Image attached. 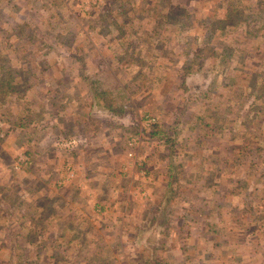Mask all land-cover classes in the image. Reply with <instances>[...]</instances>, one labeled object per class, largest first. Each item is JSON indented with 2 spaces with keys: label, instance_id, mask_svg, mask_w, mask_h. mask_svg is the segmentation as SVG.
<instances>
[{
  "label": "rangeland",
  "instance_id": "1",
  "mask_svg": "<svg viewBox=\"0 0 264 264\" xmlns=\"http://www.w3.org/2000/svg\"><path fill=\"white\" fill-rule=\"evenodd\" d=\"M0 82V264H264V0H0Z\"/></svg>",
  "mask_w": 264,
  "mask_h": 264
},
{
  "label": "trees",
  "instance_id": "2",
  "mask_svg": "<svg viewBox=\"0 0 264 264\" xmlns=\"http://www.w3.org/2000/svg\"><path fill=\"white\" fill-rule=\"evenodd\" d=\"M231 9H232V11H230L229 15H227V18L229 20H234L236 18L234 17L233 13L235 15H238L239 11L238 10L235 11V7H233V6L231 7ZM2 75H3V72H2ZM7 79H9V78H7ZM1 81H2V79H1ZM5 81H8V80H5ZM1 87H2V83L0 82V88ZM153 127L158 128V130L151 131V133H150L151 137H165L166 130L163 131L162 129H159V126L155 125V124L153 125Z\"/></svg>",
  "mask_w": 264,
  "mask_h": 264
},
{
  "label": "crops",
  "instance_id": "3",
  "mask_svg": "<svg viewBox=\"0 0 264 264\" xmlns=\"http://www.w3.org/2000/svg\"><path fill=\"white\" fill-rule=\"evenodd\" d=\"M75 154H76V153H75ZM75 154H74V155H75ZM70 160H71V159H69V164H71V163H72Z\"/></svg>",
  "mask_w": 264,
  "mask_h": 264
}]
</instances>
